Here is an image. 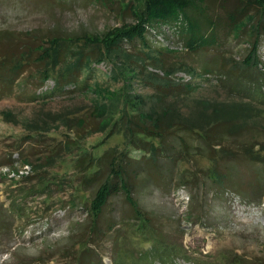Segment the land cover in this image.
<instances>
[{
  "label": "rangeland",
  "instance_id": "rangeland-1",
  "mask_svg": "<svg viewBox=\"0 0 264 264\" xmlns=\"http://www.w3.org/2000/svg\"><path fill=\"white\" fill-rule=\"evenodd\" d=\"M186 1L195 4L188 9L190 18L211 44L190 49L188 32L154 23L148 40L161 49L162 67L178 70H153L193 85L189 96L177 102L184 113L193 111L196 99L251 101L259 124L231 135L226 142L230 153L249 140L263 141L264 7L255 0ZM149 3L155 0H0V60L17 57L22 62L17 77L6 64L0 66L6 78L0 84V264H264V163L237 151L216 164L225 180L210 181L206 171L214 164L193 132L170 138L181 161L162 162L157 172L144 165L132 178L130 200L117 185L99 217V230L90 231L88 203L108 168H92L83 182L84 174L74 167L78 150L58 149L73 137L59 119L77 110L81 114L91 103L102 114L105 102L96 89L35 97L53 85L52 79L43 80L38 56L51 46L48 39L57 36L71 38L69 50L97 56V47L83 45L82 37L133 26ZM236 7L249 15L232 27L229 13ZM254 45L258 63L246 66ZM95 66L108 71L112 65L104 61ZM102 78V86L121 85ZM29 119L46 121L50 130H28ZM180 136L196 153L179 151ZM82 144L94 155L126 146L123 131L111 128L89 135ZM144 155L130 150L129 156L136 161ZM48 156L55 158L50 162ZM93 170L97 173L91 176ZM77 240L86 242L80 246Z\"/></svg>",
  "mask_w": 264,
  "mask_h": 264
},
{
  "label": "trees",
  "instance_id": "trees-1",
  "mask_svg": "<svg viewBox=\"0 0 264 264\" xmlns=\"http://www.w3.org/2000/svg\"><path fill=\"white\" fill-rule=\"evenodd\" d=\"M255 2L260 9L264 7V0H255ZM149 4L139 18V22L131 27L116 28L105 32L102 36H83V45H95L98 49L97 56H93L89 51L69 50L67 46L72 42L71 38L67 37L66 40L69 41L67 42L60 36L49 38L47 42L51 46L43 47L42 53L38 56L44 63L43 68L39 70L43 80L52 79L53 85L43 91V94L35 97L46 100L57 92L70 95L75 91L84 93L96 89L105 102V111L102 114H98L96 104L91 103L83 113L79 114L81 110H77L72 112L73 116L67 115L59 119L67 129L71 130L73 137H66L59 143L58 149L65 152H70L73 148L78 150L74 167L84 174L83 182L89 180V176L85 177V174L92 168L104 165L108 168L107 174L88 203L90 231L99 230V217L117 185L130 200L129 188L132 185V178L145 170V164L152 166L157 172L162 162L173 165L182 160L178 158V153L172 145V141L178 138L181 132L197 134L206 145L203 152L214 164L206 171L210 181L225 180L226 173L221 168L216 169V164L218 167L220 160L232 157L231 154H236L237 151L253 162L264 163V140L258 142L249 140L244 147L239 145L232 153L229 144L226 143L230 141L231 135H235L240 130L258 126L259 121L255 119L256 108L250 100L196 99L193 111L184 113L177 106V102L182 97L189 96L193 85L189 82L175 81L169 75L153 70L159 68L164 74L178 70V66L174 68L173 65L162 67L164 65L160 58L161 49L153 46L148 40L146 35L148 28L154 23L176 25L179 31L188 32L189 37L185 44L190 49L211 44V38L190 18L188 9L195 4L186 0H155V3ZM248 15L244 7H236L230 11L229 19L232 27ZM209 24L215 23L210 21ZM261 27L264 30V25ZM125 42L130 43V47H126ZM64 43L68 44L63 45ZM256 50L257 47L254 45L246 66L258 63ZM2 58L0 66L6 64L11 75L17 77L22 74L21 58ZM104 61L112 65L108 71L95 66ZM149 67L152 70L148 69ZM103 76L114 83L121 81V85L118 88L102 86ZM4 79L6 78L0 74V84L3 85ZM135 84L141 91L150 90L151 95L147 97L146 93L138 91ZM246 94L251 95V92L247 91ZM168 98L173 100L168 101ZM26 126L33 132L50 130L46 121L39 123L29 119ZM108 128L123 131L126 145L124 149L120 151L108 149L100 155H94L83 146L82 142L86 137ZM180 140L181 153H196L194 147H189L182 136ZM130 150L143 151L144 158L133 161L129 156ZM46 158L52 162L55 157ZM91 173H93L91 176H94L97 170ZM136 212L141 216L137 208ZM84 242L86 241L77 240L80 246ZM78 264L89 263L82 261Z\"/></svg>",
  "mask_w": 264,
  "mask_h": 264
}]
</instances>
